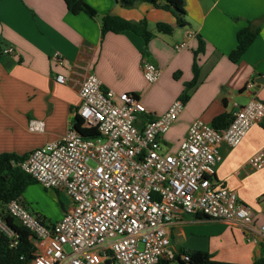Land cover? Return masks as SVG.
Returning a JSON list of instances; mask_svg holds the SVG:
<instances>
[{"label": "crops", "instance_id": "0c3cea01", "mask_svg": "<svg viewBox=\"0 0 264 264\" xmlns=\"http://www.w3.org/2000/svg\"><path fill=\"white\" fill-rule=\"evenodd\" d=\"M84 1L95 9L96 17L70 12L64 0H0V153H28L63 135L79 103L80 82L90 72L104 88L137 94L148 117L160 115L192 79L193 51L199 39L204 50L196 55V84L187 89L188 98L163 135L164 142L176 140V149L192 120L211 124L221 113L230 115L233 102L244 104L250 98L251 92L244 89L249 80H261L254 92L264 103V0H184L182 26L170 11L149 2L123 7L117 0ZM106 14L130 21L145 19L153 36L145 44L130 30L102 33L100 18ZM247 20L259 23V32L240 59L232 62L228 54ZM158 22L172 26L171 32L156 30ZM182 42L184 46L177 48ZM7 46L14 51L3 53ZM55 51L63 56L62 64L50 59ZM143 59L160 69L154 83L143 78ZM57 73L67 76L68 82L55 81ZM32 118L43 121V131L28 130ZM263 145L264 117L236 146L222 142L215 165L216 181L236 192L257 225L264 222V167L252 168L247 160ZM69 204L70 199L66 205L60 203L61 211L54 218L29 207L46 214L52 223ZM168 231L165 257L170 261L192 250L207 251L230 264H250L260 254L261 241L247 240L241 226L223 220L182 214Z\"/></svg>", "mask_w": 264, "mask_h": 264}, {"label": "built area", "instance_id": "2783aa9c", "mask_svg": "<svg viewBox=\"0 0 264 264\" xmlns=\"http://www.w3.org/2000/svg\"><path fill=\"white\" fill-rule=\"evenodd\" d=\"M183 46L184 42L177 48ZM13 51L12 46L2 49L5 54ZM50 59L63 63L57 51ZM141 71L148 83L160 75L147 59L141 61ZM54 80L67 83L68 77L57 73ZM255 85L252 80L245 83L250 98L244 104L233 102L226 126L216 128L196 118L177 149L164 152L162 137L184 102L176 98L160 115L148 117L137 94L104 88L96 74L87 73L78 88L75 113L82 119L81 126L96 134L84 136L71 124L63 135L29 151L20 163L42 187L64 192L70 199L68 208L57 221L43 223L19 200L6 204L8 214L32 236L35 251L30 264L104 260L156 264L167 255L169 227L182 214L223 220L241 226L247 240L264 241V222L255 224L250 208L236 192L215 179L219 145L236 146L264 117ZM27 128L41 132L44 123L32 118ZM247 162L255 169L264 167V145ZM0 230L11 244L16 243L13 229L2 218Z\"/></svg>", "mask_w": 264, "mask_h": 264}, {"label": "trees", "instance_id": "16d2710c", "mask_svg": "<svg viewBox=\"0 0 264 264\" xmlns=\"http://www.w3.org/2000/svg\"><path fill=\"white\" fill-rule=\"evenodd\" d=\"M123 7H131L139 2H149L157 7H161L170 11L176 18V24L184 25V0H117ZM67 9L72 13L84 12L90 17H96L97 13L94 8L89 6L84 0H64ZM100 27L102 33L108 31L120 32L122 30H130L140 35L145 44L152 38L153 33L148 29L145 19L138 21H130L119 16L106 14L100 18ZM158 31L170 33L172 26L166 23L158 22L155 24ZM259 32V23L247 20L246 25L236 32V45L229 52L228 58L232 62H237L242 54L246 51L251 42L255 39ZM146 50V47H145ZM204 50L203 41L198 40L197 48L193 51L192 72L193 77L185 83V89L180 94V99L184 102L188 98L187 89L196 84L198 67L196 63V55ZM230 115L221 113L217 115L212 125L216 128L224 127L228 124ZM262 120V119H261ZM82 119L78 114H74L72 125L74 129L84 136H93L96 134L94 129L84 128L81 126ZM27 153L18 154L16 152L0 153V218H2L14 231L16 235V243L11 244V238L0 230V264H30L34 257L35 246L33 244L30 232L22 226L14 217L8 214L6 204L11 199H17L30 209L26 203L23 192L27 185L36 182V180L22 167L20 163L24 160ZM43 222H50L49 219L38 212H34ZM198 217H206L201 214H194ZM207 218V217H206ZM188 257L186 260L175 256L173 259L177 264H230L225 261L217 260L207 251L192 250L185 252ZM165 259H160L156 264H165ZM250 264H264V241L260 242V254L253 259Z\"/></svg>", "mask_w": 264, "mask_h": 264}, {"label": "rangeland", "instance_id": "374dc122", "mask_svg": "<svg viewBox=\"0 0 264 264\" xmlns=\"http://www.w3.org/2000/svg\"><path fill=\"white\" fill-rule=\"evenodd\" d=\"M175 141L176 140H170L168 142L166 141L164 142L163 140H161L162 150L164 152L175 151L179 146V143L181 142L180 141L176 149H174L176 146ZM89 164L93 165L91 161L89 162ZM23 197L25 201L28 202V205L30 204L33 209L35 207L39 208V211H41L42 209L44 213H46L49 217L52 218L56 217L60 213L61 211L60 203H62V205H66L69 200L65 194L60 193L59 195H55L53 191L44 189L38 182H33L27 185V187L23 192ZM27 209L32 213H34L31 209L29 208ZM39 211L38 213H41ZM47 215L46 217H48ZM65 250L68 249L65 247ZM164 259L167 260L165 261V264H177L175 260L170 261L171 258L164 257ZM110 264H118V263L112 261Z\"/></svg>", "mask_w": 264, "mask_h": 264}, {"label": "water", "instance_id": "95a60500", "mask_svg": "<svg viewBox=\"0 0 264 264\" xmlns=\"http://www.w3.org/2000/svg\"><path fill=\"white\" fill-rule=\"evenodd\" d=\"M261 80H256V83H260ZM111 261L110 260H104L103 262H101L100 264H110Z\"/></svg>", "mask_w": 264, "mask_h": 264}]
</instances>
